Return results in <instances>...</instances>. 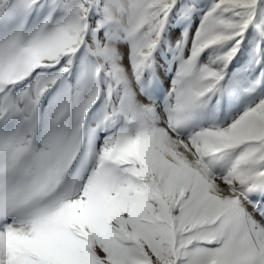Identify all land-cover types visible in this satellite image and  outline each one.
I'll list each match as a JSON object with an SVG mask.
<instances>
[{
  "label": "snow or ice",
  "instance_id": "6c2138e0",
  "mask_svg": "<svg viewBox=\"0 0 264 264\" xmlns=\"http://www.w3.org/2000/svg\"><path fill=\"white\" fill-rule=\"evenodd\" d=\"M0 264H264V0H0Z\"/></svg>",
  "mask_w": 264,
  "mask_h": 264
}]
</instances>
